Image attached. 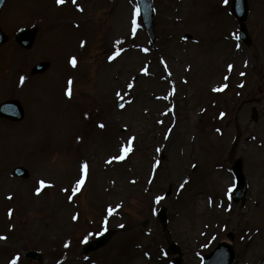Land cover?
<instances>
[{
	"label": "rangeland",
	"instance_id": "374dc122",
	"mask_svg": "<svg viewBox=\"0 0 264 264\" xmlns=\"http://www.w3.org/2000/svg\"><path fill=\"white\" fill-rule=\"evenodd\" d=\"M166 1L153 0L156 33L153 42L143 28L136 0H130V37L139 34L142 45L153 54L169 46L182 51H198L196 70L190 77L192 92L188 97L177 93V82L184 75L181 68L169 72V77L164 75V86L155 91L164 94L168 86L176 97L172 112L163 115L162 120V127H169L176 146L186 148L189 138H193L194 153L204 157L202 166L191 171H179L172 178L168 177L171 172L168 160L163 159L160 171L168 178L169 194L168 201L157 202L155 194L143 185L145 176L140 177L138 190L128 185L127 173L115 176L113 181L124 188L112 189L110 195L113 198L106 197L105 188L99 186L98 171L111 150L112 138L114 140L118 135L117 142L123 149H129L126 151L129 161H137L146 152L134 150V127L149 126L140 112L132 111L133 107H139L140 95L136 93L137 84L128 82L127 72L120 73L121 79L123 77L127 82L118 84L117 91L106 82L98 89L99 72L112 52L107 39L117 1L75 0L73 3L72 0H64L61 4L58 0H6L0 14V27L9 39L0 48V57L9 56L12 60L3 64L0 74L1 77L19 75V70H25L28 87L24 95L8 94L0 98V105L4 101L17 100L25 111V119L20 123L0 118V232L14 230L11 239L0 235V264H51L52 257L58 259L56 264H73V259L82 264H121L129 260L132 248L146 232L155 243L152 249L154 257L149 264H172L173 256L167 252L172 243L179 245L184 264H202L206 254L222 241H228L229 234L234 236L231 243L236 258L233 264H259L262 260L264 204L261 199L248 225L233 227L222 223L196 246L186 235L176 231L180 228L177 223L179 217L191 214L186 206L189 196L207 194L209 199L219 198L220 192L212 176L217 168L223 169L231 185L223 205L237 211L248 208L251 177L247 174V148L254 140L263 137L264 132V96L256 81L257 68H252L251 73L241 78L242 85L238 89L230 86L209 93L207 86L210 82L201 84L198 76L203 65L211 71L221 70L223 60L212 55L215 48L210 44L216 40L220 39L219 55L226 58L236 50L249 58L261 55L264 47V0H248L246 25L251 37L248 45L238 39L239 25L231 14L232 0H223L220 5L218 0H192L189 12L181 15H170L164 8ZM24 28L38 29L35 45L29 51L19 47L14 40ZM187 35L191 38L185 40ZM114 45L119 50L128 48V41L119 40ZM73 58L75 66L71 63ZM166 61L160 59V70ZM39 62L48 63L49 68L43 74L34 75L33 67ZM153 65L154 62L148 63L146 67L149 69H145L150 72ZM65 84H69L70 99L62 101L60 109L52 114L46 106L52 99L59 98L61 93L57 88ZM120 102L123 106L118 108ZM224 106L227 110L231 106L240 111L225 116ZM199 109L201 113L197 112ZM253 111L257 113L256 120H253ZM235 115L237 121L234 120ZM55 121L61 124L60 137L54 148L44 151L45 147L40 143L43 133ZM157 124L152 117L149 127H158ZM237 136L240 139L234 147ZM205 140L206 145L212 146L210 156L206 154ZM63 142L66 146H62ZM39 153L42 159L38 160ZM84 159L92 160V167L86 170L84 166L78 167ZM237 159L243 161L247 183L245 201L238 203L232 200L235 186L232 167ZM41 163L47 167L44 173L40 170ZM18 166L26 167L31 177L27 180L15 178L12 172ZM41 174H48L52 181L45 179L44 184H40L38 177ZM73 180L75 185H71ZM6 181L10 188L4 193ZM31 197L33 201L27 203ZM63 201L71 204L73 219L53 229L55 242L50 245L43 229L37 226L41 222L51 226L64 206ZM162 209L167 213V226H162L158 218ZM109 211H114L112 219ZM250 229L260 232L258 242L252 251H244ZM103 231L112 233L109 244L96 253L85 255L83 248ZM28 251H39L42 260L26 259Z\"/></svg>",
	"mask_w": 264,
	"mask_h": 264
},
{
	"label": "bare ground",
	"instance_id": "6f19581e",
	"mask_svg": "<svg viewBox=\"0 0 264 264\" xmlns=\"http://www.w3.org/2000/svg\"><path fill=\"white\" fill-rule=\"evenodd\" d=\"M115 1L117 2L112 16L114 20L107 39V45L112 49V52L99 72L97 79L98 89L100 90L101 85L106 82L112 90L117 91L118 88L116 87L118 84H125L127 82L123 77L121 79L120 73L127 72L130 80L128 82L134 85L137 84L136 93L140 95L138 99L139 107H133L132 111H135L136 114L140 112V115L147 121L146 123H149V126L153 117L155 122H158V127H134V132L132 134L134 138V150L138 149L139 151L146 152V155L132 162L129 161L128 154L124 151L121 144L117 142L118 135H115V141L113 138L111 141V150L106 155L98 171L100 175L98 176L99 186L105 188V196L110 197L112 189L117 188L115 190L118 191L124 188V186H120L113 181L115 176H124L127 173L129 176L128 185L134 190L140 188V177L145 176L146 178L143 185L150 192L155 194L156 201H168L166 200L169 194L168 178L162 175L160 171V162L165 158L168 160L171 171L168 177L172 178V176H177L179 171H191L195 167L201 164L203 165L204 156L199 153H194L192 148L193 138H189L187 143L188 146H185L186 148H178V146H176L169 127H162L164 124V121H162L164 120L163 115L167 116L172 112V105H174L176 97L168 86H166L164 94H158L155 90L164 86L162 83V80L165 81L164 75L169 77V72L181 68L184 75L182 78L180 77L181 79L177 82V93H180L183 97H188L190 92H192L190 77H193L195 73V59L199 53L196 49L182 51L176 46H169L168 48L157 51L156 54L147 52L146 48L142 45L139 34H132L130 37L132 30V15L129 7L130 0ZM222 2L223 0H218L217 4L220 5ZM191 3L192 0H167L164 4V8L170 15H181L189 12ZM119 40L128 41V48L116 49L114 44ZM219 42L220 39L210 44L215 48L212 55H217L219 60H223L221 70L218 72L211 71L209 67L203 65V68L200 70V75L198 76V81L201 84L210 82L207 86L209 89L207 93L216 92L217 90L230 86L238 89L242 85L241 78L247 76L248 73H251L250 70L256 67V81L259 82L260 87L263 89L262 96H264V47L261 50V55L258 57L249 58L241 53V51L236 50L233 55L226 58L224 55H219L220 52L218 47H221ZM161 58L167 60L162 70L158 67L161 64ZM212 58L211 56V59ZM214 59L215 58H213V60ZM11 60L12 58L9 56L0 57V71L4 67L3 64ZM152 62L155 63L156 67L153 65L149 72V66L146 67V65ZM18 73L19 75L11 74L2 77L0 74V98L8 94L24 95L28 87H26L25 83L26 72L25 70H19ZM145 74L148 75L147 79H145ZM123 75L127 77L126 73ZM139 78L140 80L138 81ZM68 87L69 84H65L62 88H57L61 95L58 99H52L53 101L51 100L46 106V110L51 111L53 114L56 109H60L62 101H68L70 99ZM151 100L154 102H151ZM224 110L225 116L231 115L234 111H236V113L240 111V109H234V107L231 106L228 110L224 106ZM227 111L229 112L227 113ZM197 112L201 113L202 111L199 109ZM234 120L237 121V116ZM60 126V121H55L44 131L40 142L43 144V147H45L44 151L55 147L56 140L61 134ZM120 134L123 135V132L121 131ZM204 142L205 148H207L205 149L207 151L206 154L210 156V148H212V146L209 143L206 145L207 140ZM61 144L63 146L65 143L63 142ZM249 146L250 147L247 148V174L251 177V192L248 208L243 211H237L236 209L226 208L223 205V200L228 199V188L231 185L227 182V177L223 169L217 168L213 170L212 176L215 187L220 192L219 198H217V200H212L209 199L207 194H203L202 196L196 194L189 196L186 200V206L189 207L191 214H183L179 217L177 223L180 225V228L176 231L177 234L186 235L187 239L191 240L196 246L203 237L207 236L211 231L217 230L222 223H227L233 227H242L251 222V217L257 210L259 200L261 199L260 202L264 204V132L263 137L257 138L252 142V145L250 144ZM202 153L203 155L205 154V152ZM40 158L42 159L41 153L38 154V160ZM85 165H87V168L92 167V160L88 161L84 159V162L81 161L78 167ZM46 168L45 164H40L41 173L46 172ZM79 173L80 171H78V174ZM151 177L153 179H151ZM45 179L51 180L48 174H41L40 177H38V182L43 185L44 183L42 182ZM48 182V184H51L50 181ZM73 184L75 185L76 181L73 180L71 185ZM3 185V192H8L10 183L6 181ZM196 189L197 188H194V190ZM33 199L34 198L31 197L30 201L27 203L33 201ZM114 201H116V199H113V202ZM28 205H25V207L27 208ZM113 213L114 211H109L110 219L114 217ZM73 214L74 212L71 204L64 202L63 208L58 211L59 216L56 215L57 220L52 222V225L51 223L49 224L51 226H47L42 222L39 223L37 227L43 229L44 235L50 245L55 242L53 229L67 224V222L73 219ZM55 223L57 224L55 225ZM13 232V229H9L0 232V235H5L7 239H11L14 234ZM259 233V231H255L254 229H250L247 232L244 251H252L256 247L258 242L257 235H259ZM147 235V232L144 233L143 237L137 241L132 248L129 260L121 264H149L152 261L154 257L152 249L155 243L148 237L150 235ZM52 258L51 264H56L58 259ZM73 260V264H82L78 263L75 259Z\"/></svg>",
	"mask_w": 264,
	"mask_h": 264
},
{
	"label": "water",
	"instance_id": "95a60500",
	"mask_svg": "<svg viewBox=\"0 0 264 264\" xmlns=\"http://www.w3.org/2000/svg\"><path fill=\"white\" fill-rule=\"evenodd\" d=\"M5 1L6 0H0V11L2 7L4 6ZM138 1H139L140 8H141L142 20L144 21V25L153 39L154 38V30H153L154 12L152 8V1L151 0H138ZM248 11L249 10H248L247 0H233L232 12L236 16V18L241 22L240 37L245 42H249V36L247 33V29L245 25L243 24V22L247 18ZM36 33L37 32L35 30H23L17 35L16 40L24 48L31 49L35 41ZM6 40L7 38L5 37V35L2 33L0 29V46L3 45L6 42ZM47 68H48L47 64L41 63L35 67L34 72L42 73ZM0 115L16 120V121H20L24 117L23 110L17 102L5 103L0 108ZM241 167H242V163L239 161L237 162L236 167L234 169L239 179V184H238L237 190L235 191V195H234L235 200L244 198L245 193H246V185L243 179ZM14 174L22 178L29 177L28 172L23 168L16 169ZM160 218L162 222L166 224V215L164 212H161ZM110 236L111 235L109 233H106L102 237L97 239L96 241L90 243L85 249V253L89 254L105 246L108 243ZM169 251L174 254L180 253L179 247L176 244L171 245L169 248ZM27 256L33 259H40V255L36 252L28 253ZM234 259H235V253L232 247L227 243H222L215 249L213 253L205 256L204 264H232ZM174 264H182L181 259H178V258L174 259ZM261 264H264V260L262 261Z\"/></svg>",
	"mask_w": 264,
	"mask_h": 264
},
{
	"label": "snow or ice",
	"instance_id": "6c2138e0",
	"mask_svg": "<svg viewBox=\"0 0 264 264\" xmlns=\"http://www.w3.org/2000/svg\"><path fill=\"white\" fill-rule=\"evenodd\" d=\"M72 2L75 3V0H72ZM58 3H61L62 4V3H64V0H58ZM137 14H138V12H137ZM71 63H72L73 66H75L76 60L73 58L72 61H71ZM69 83H71V82H69ZM68 95H69V97L71 96V90L70 89L68 91ZM101 127H103V125H101ZM128 150L129 149H124V151H128ZM84 168L86 170L87 169V165H85ZM81 183H83V181H81ZM37 194H39V192ZM157 202H159V201H157Z\"/></svg>",
	"mask_w": 264,
	"mask_h": 264
}]
</instances>
